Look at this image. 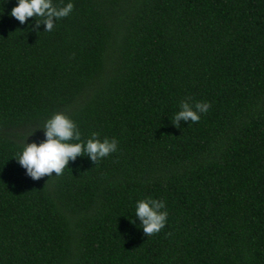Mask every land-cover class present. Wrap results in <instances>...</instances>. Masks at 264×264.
<instances>
[{"label": "trees", "instance_id": "trees-1", "mask_svg": "<svg viewBox=\"0 0 264 264\" xmlns=\"http://www.w3.org/2000/svg\"><path fill=\"white\" fill-rule=\"evenodd\" d=\"M53 3L45 32L0 0V264H264V0ZM185 100L211 107L177 128ZM56 113L117 151L33 180L17 154Z\"/></svg>", "mask_w": 264, "mask_h": 264}, {"label": "clouds", "instance_id": "clouds-1", "mask_svg": "<svg viewBox=\"0 0 264 264\" xmlns=\"http://www.w3.org/2000/svg\"><path fill=\"white\" fill-rule=\"evenodd\" d=\"M74 5L67 3L57 6L53 0H18L10 16L25 24L29 18L35 17L33 31H38L40 24L46 25L45 32L53 30L57 20L69 16ZM39 18V19H37ZM211 107L210 102L197 101L193 105L187 100L180 104L172 123L179 128L180 121L198 123L200 114L207 113ZM46 139L37 144L26 143L22 153L17 154V162L27 170V175L33 180H40L44 176H51L53 172L57 176L62 175L69 161H74L78 156H90L93 162H97L117 151L118 142L115 139H99V133L93 132L87 140H82L81 132L76 123L64 113H56L44 125ZM72 141H78L73 143ZM165 203L160 200L146 198L137 201L135 216L142 222L140 227L144 234L150 237L159 233L166 225L168 212L162 211ZM135 223V222H133Z\"/></svg>", "mask_w": 264, "mask_h": 264}]
</instances>
